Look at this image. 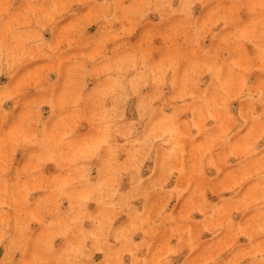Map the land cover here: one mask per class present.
Wrapping results in <instances>:
<instances>
[{
  "label": "rangeland",
  "instance_id": "1",
  "mask_svg": "<svg viewBox=\"0 0 264 264\" xmlns=\"http://www.w3.org/2000/svg\"><path fill=\"white\" fill-rule=\"evenodd\" d=\"M0 264H264V0H0Z\"/></svg>",
  "mask_w": 264,
  "mask_h": 264
}]
</instances>
